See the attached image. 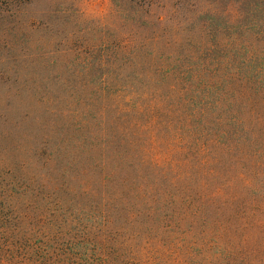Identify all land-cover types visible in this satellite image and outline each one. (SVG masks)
I'll list each match as a JSON object with an SVG mask.
<instances>
[{"label":"rangeland","instance_id":"rangeland-1","mask_svg":"<svg viewBox=\"0 0 264 264\" xmlns=\"http://www.w3.org/2000/svg\"><path fill=\"white\" fill-rule=\"evenodd\" d=\"M246 3L0 0V264H264V11ZM102 111L137 165L104 203L70 146ZM123 176L140 186L117 195Z\"/></svg>","mask_w":264,"mask_h":264},{"label":"trees","instance_id":"trees-1","mask_svg":"<svg viewBox=\"0 0 264 264\" xmlns=\"http://www.w3.org/2000/svg\"><path fill=\"white\" fill-rule=\"evenodd\" d=\"M245 2H247L246 5L250 7L252 12L262 15L264 11V0H245ZM100 116L101 120L100 124L98 123L99 127L96 126L93 128H88L86 137L83 140L81 139L78 141H72L70 146L72 147V152L75 153V156L76 154L82 155L83 159L85 158V161H89L91 165V169H83V174H87L89 170H97L96 175L89 176V179L92 180L91 182H88L86 186L83 185L80 179H74L72 182H75L78 184L79 188L85 189L86 192L90 193L94 191L93 186L97 185V188H99V193H97V195L100 196L101 201L104 203V201L107 200V197L110 196V194L107 195V189H109V185H111L113 182H116L118 171L121 173L123 167H127L128 171L134 172L137 168V165L133 163H127V154L122 151L125 149L122 147L124 141H122L121 138L117 136V133H114V127H111L110 130L108 129L106 126V114L103 111ZM116 120L118 119L114 117L112 122ZM111 139H115L114 147L108 145ZM132 156L129 155V158ZM162 172L163 171H161V173ZM123 177L124 178L120 187L114 185L116 191H118L116 192L117 195H122L125 189H127L129 192L132 190L135 191L136 188L140 186L139 184H135V180L131 178V176ZM145 181L147 180L145 179ZM133 185H136V187H132ZM173 204L174 203H172V205ZM7 250H10V247ZM6 256H8V258H13L12 255Z\"/></svg>","mask_w":264,"mask_h":264}]
</instances>
